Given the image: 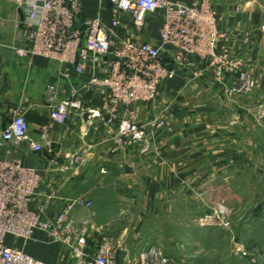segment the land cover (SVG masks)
<instances>
[{"label":"crops","instance_id":"1","mask_svg":"<svg viewBox=\"0 0 264 264\" xmlns=\"http://www.w3.org/2000/svg\"><path fill=\"white\" fill-rule=\"evenodd\" d=\"M175 1L191 4L197 0ZM212 3L218 9L220 27L229 32L233 51L244 58L242 69L256 80V88L247 94H229L228 88L239 76L237 71L227 73L223 82L212 71L200 80H192L187 74L167 80L158 99L142 108V121L161 116L166 124L156 130L152 149L141 152L139 145L117 146L116 125L106 126L102 118H89L91 109L103 114L108 111L104 88L94 92L83 88L91 68L69 80L61 76L62 66L55 60L17 55L16 47L24 41L22 12L14 0H0V130L11 121L13 111H20L30 123V136L44 145L39 152L26 142L18 147L6 145L0 149V156L19 158L41 172L40 194L34 205L49 193H55L50 206L54 213L69 198L93 200L91 207L78 208L74 218L77 222L85 218L92 221L88 237L92 249L104 239L114 242L118 247L116 264H158L160 258L152 251L163 254L161 247H172L176 204L186 215L191 201L206 191L209 183L234 180L239 168L253 163L243 160L241 152L247 147L240 144L241 136L250 139L264 134V116H260L261 121L257 117V104L264 103V0ZM116 13L111 0H82L84 16L99 15L109 25ZM119 14L124 18L117 30L119 37L160 43V13L151 14L140 30L129 14ZM112 41L120 45L115 36ZM50 85L57 86L58 99L70 95L73 85L81 88L85 113H73L64 125L55 122L48 107ZM130 217L136 232L129 237ZM17 244L23 247L22 240ZM24 250L51 264H66L69 254L42 232H37Z\"/></svg>","mask_w":264,"mask_h":264},{"label":"built area","instance_id":"2","mask_svg":"<svg viewBox=\"0 0 264 264\" xmlns=\"http://www.w3.org/2000/svg\"><path fill=\"white\" fill-rule=\"evenodd\" d=\"M22 12L24 41L16 47L22 58L43 57L59 62L61 76L71 79L91 68L84 81L87 92L106 90L108 111L89 110V118H102L106 126L116 125L114 142L117 146L140 147L146 152L153 147L156 130L166 124L161 116L140 119L145 104L155 102L161 85L179 74L200 80L209 71L223 82L227 73L239 76L227 90L229 94H247L257 85L252 75L243 70L244 58L233 51L229 32L219 24V12L212 0H197L186 4L175 0H111L117 13L110 24L101 16H84L82 0H14ZM120 13L129 14L135 28L140 30L151 14L160 13V43L132 41L119 37L117 30L124 24ZM119 39L115 45L112 37ZM56 85L48 87V107L51 118L60 125L67 123L73 113H85L81 88L72 86L71 94L57 98ZM30 123L24 113L13 111L11 121L0 130V149L27 143L34 152L44 145L30 136ZM45 137V134H44ZM42 174L19 158L0 156V264H51L24 250L37 232L48 241L59 243L68 250L66 264H116V249L111 239H104L96 249L88 237L92 228L90 218L77 222L75 211L91 207L93 200L85 197L67 199L58 212L50 211L55 193H49L34 205L40 194ZM229 209L219 204L204 211L200 221L218 222L229 226ZM8 236L13 242H8ZM18 240L23 241L19 247ZM158 264H172L161 252ZM142 264H151L144 261Z\"/></svg>","mask_w":264,"mask_h":264},{"label":"rangeland","instance_id":"3","mask_svg":"<svg viewBox=\"0 0 264 264\" xmlns=\"http://www.w3.org/2000/svg\"><path fill=\"white\" fill-rule=\"evenodd\" d=\"M257 105L259 120L264 116V103ZM261 123L264 127V119ZM241 139L240 144L247 147L241 152L243 160L253 163L239 168V174L232 177L234 180L209 183L206 191L201 189L203 194L191 201L186 215L176 204L172 214V247H161L172 264H264V134ZM219 204L230 211L229 226L200 221L204 211ZM127 222L130 237L136 232L132 230L135 221L130 217ZM7 239L13 242L14 238Z\"/></svg>","mask_w":264,"mask_h":264}]
</instances>
